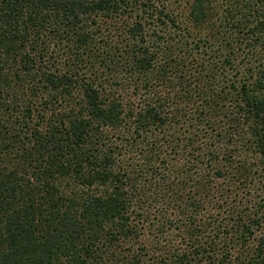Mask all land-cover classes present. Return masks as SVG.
Returning a JSON list of instances; mask_svg holds the SVG:
<instances>
[{
  "label": "trees",
  "instance_id": "obj_1",
  "mask_svg": "<svg viewBox=\"0 0 264 264\" xmlns=\"http://www.w3.org/2000/svg\"><path fill=\"white\" fill-rule=\"evenodd\" d=\"M0 264H264V0H0Z\"/></svg>",
  "mask_w": 264,
  "mask_h": 264
}]
</instances>
